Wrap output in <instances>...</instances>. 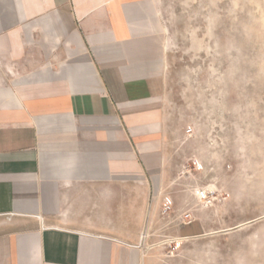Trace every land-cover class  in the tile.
I'll return each mask as SVG.
<instances>
[{
  "label": "crops",
  "instance_id": "1",
  "mask_svg": "<svg viewBox=\"0 0 264 264\" xmlns=\"http://www.w3.org/2000/svg\"><path fill=\"white\" fill-rule=\"evenodd\" d=\"M159 10L158 0H0V264H155L149 224L165 207L173 221L188 212L171 182ZM234 52L249 66L251 50ZM213 205L210 224L207 208L168 231L233 234L264 218L221 222Z\"/></svg>",
  "mask_w": 264,
  "mask_h": 264
},
{
  "label": "rangeland",
  "instance_id": "2",
  "mask_svg": "<svg viewBox=\"0 0 264 264\" xmlns=\"http://www.w3.org/2000/svg\"><path fill=\"white\" fill-rule=\"evenodd\" d=\"M158 1L169 42L164 108L172 186L186 193L191 214L209 208V224L213 203L220 207L221 222L261 217L264 13L259 0ZM245 17L253 23L246 39ZM244 48L252 51L246 67L234 52ZM212 184L216 192L209 193ZM164 216L146 232L155 264H264V243L257 238L264 218L233 234L209 232L176 242L168 228L183 224Z\"/></svg>",
  "mask_w": 264,
  "mask_h": 264
},
{
  "label": "built area",
  "instance_id": "3",
  "mask_svg": "<svg viewBox=\"0 0 264 264\" xmlns=\"http://www.w3.org/2000/svg\"><path fill=\"white\" fill-rule=\"evenodd\" d=\"M167 210V207H165L163 209V213H165ZM191 217H192V214L188 211V212H185L182 214V216L180 215L179 218L181 220V224H186L188 223L190 220H191ZM146 236L143 235V239L145 238Z\"/></svg>",
  "mask_w": 264,
  "mask_h": 264
},
{
  "label": "bare ground",
  "instance_id": "4",
  "mask_svg": "<svg viewBox=\"0 0 264 264\" xmlns=\"http://www.w3.org/2000/svg\"><path fill=\"white\" fill-rule=\"evenodd\" d=\"M210 189H211V191L209 192V193H214V192H216V185L215 184H212L211 185V187H210ZM205 195L208 197V194L207 193H205ZM243 227V226H242ZM146 234V233H145ZM151 234H149V236H150ZM175 241L176 242H179L180 241V239L179 238H175Z\"/></svg>",
  "mask_w": 264,
  "mask_h": 264
}]
</instances>
